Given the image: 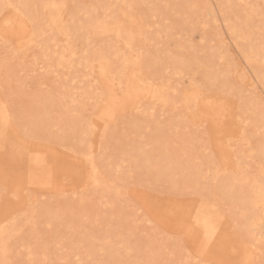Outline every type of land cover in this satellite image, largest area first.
Returning a JSON list of instances; mask_svg holds the SVG:
<instances>
[{
	"label": "rangeland",
	"instance_id": "1",
	"mask_svg": "<svg viewBox=\"0 0 264 264\" xmlns=\"http://www.w3.org/2000/svg\"><path fill=\"white\" fill-rule=\"evenodd\" d=\"M3 1L0 5L23 6L44 0ZM55 2L136 5L133 11L143 28L131 52L115 37L94 42L111 61L106 76L99 63L80 67L88 47L83 36L74 45V68L44 73L40 67L47 69L48 63L42 57L40 64L32 60L39 51L35 46L20 51L28 48L31 28L11 35L15 28L9 25L11 44L0 38V102L8 99L7 109H0V227L5 228L2 238L12 241L7 257L0 259L29 258L21 249L34 222L43 238L30 242L36 261H75L76 254L85 258L74 245H90L94 236L102 242L93 251L96 259L180 264L190 257L177 238L185 236L195 259L207 230L211 243L202 259L264 264L260 198L256 206L247 204L259 193V158L244 162L250 163V172L244 165L237 168L227 135L219 138L214 132L225 123L219 101L227 100L226 127L238 135L240 117L252 121L249 135H259L264 100L261 0ZM18 11L31 13L21 7L5 15L0 7V37L5 20H15ZM106 11L120 15L124 9L102 7L101 21ZM245 14L253 17L251 27L241 23ZM71 27L75 34L76 25ZM54 38L63 53L64 37ZM45 44L56 52L51 39ZM88 59H96L94 51ZM193 84L202 98L189 110L181 102ZM85 134L94 145L95 173L82 156ZM18 186L19 199H14ZM197 216L201 223L195 234L182 232L180 220L191 224Z\"/></svg>",
	"mask_w": 264,
	"mask_h": 264
},
{
	"label": "snow or ice",
	"instance_id": "2",
	"mask_svg": "<svg viewBox=\"0 0 264 264\" xmlns=\"http://www.w3.org/2000/svg\"><path fill=\"white\" fill-rule=\"evenodd\" d=\"M0 7L3 8L5 15L7 14L8 9H17L25 7L31 9V13L28 15L20 14L18 11L17 18L15 20L6 19L5 20V32L3 37H0L4 40L5 44H11L9 39L10 33L7 31L9 25H14V32L11 35L19 33H27L29 28H31L32 35L30 37L28 48L20 49V51L27 52L30 48L35 46L39 51L37 54L32 56V60L35 64H40L41 57L44 61L48 63V68L45 69L43 66L40 67V73L54 72L56 68H64L66 65L68 69L75 67V60L77 59V49L74 45L79 43V38L83 36L85 38V43L88 45L83 52V58L81 59L80 67H83L85 64H91L93 67L96 63H99L100 74L101 76H106L111 70V61L104 55L102 47H97L94 43L97 40L107 39L115 37L116 41L122 42L123 47L128 51H132L135 48V42L137 35L142 31L143 25L142 20L135 14L133 11L136 8V5H123V6H101V5H82L77 3H36L30 5H15V4H2ZM110 9L115 7H122L124 11L120 15L108 14L106 11L104 20L99 19V11L101 8ZM245 7L255 9L256 5H247ZM259 7V19H260V44L262 50H264V0H261ZM91 9V11H87ZM65 17H68L66 22ZM253 17L251 15L245 14L241 18V23L243 25H248L251 27ZM38 22L43 25L38 29ZM71 25H76L75 34ZM39 33V36H38ZM63 36L64 44L63 53L60 52L61 45L57 42L54 37ZM51 39L52 43L56 44V52H53L50 47L45 44L46 40ZM90 51H94L96 59L89 60ZM70 53V55H69ZM136 57L135 63L137 65L141 62V57ZM23 63V62H22ZM180 64H183V61H179ZM55 64V68L53 65ZM127 63L124 65L127 68ZM171 69H169L170 71ZM9 78L11 73L9 72ZM33 75H37L33 73ZM88 77H85L87 79ZM67 79V77H65ZM73 84L76 83V80L73 79ZM201 92L199 86L193 84V89L187 91L184 94L182 104L187 106L189 110L192 109V105L199 104L201 100ZM8 106V99L5 98L4 101L0 102V109L6 110ZM180 105H177L179 107ZM219 108L221 109L223 116L225 118V123L222 124L218 129L214 130L217 137L222 138L227 135V145L231 152L235 153V161L237 168L244 165L251 171L250 163L245 164V161L254 162L255 159L259 158V198H260V208L262 212L261 223L264 225V100L260 104V132L258 137L249 135L248 129L252 124L251 120H244L243 118L238 117L241 120L243 127L238 130V135L235 130L228 129L226 127V120L228 115V102L227 100L219 101ZM114 118V115L112 116ZM5 135L7 129V122L5 121ZM107 131V126L105 128ZM104 135L101 134V149L103 150L104 146ZM82 145L84 152L82 153L84 161L90 165L93 169V172L96 170L95 162V151L94 145L88 139L87 134H85ZM224 163L227 165L229 163V157L224 158ZM254 178L249 177V180L252 181ZM21 189L18 186L16 190L12 193L14 199H19V193ZM7 193V189H5ZM28 193L25 192V195ZM200 218L197 216L191 224L185 223L183 220H180V228L182 232L187 233L189 236L195 234L197 227L200 225ZM31 232L29 233V242L25 244V247L21 251H27L29 253V258L27 260H0V264H169L167 261H144V260H126V259H96L93 256V251L97 244L102 243L96 237H91V244H85L83 242L74 247H78L82 250L83 257L80 254H76L75 261L70 259H52L49 260L45 258L43 261H36L32 259L33 248L31 246V241L41 242L42 236L38 231V225L34 222L30 223ZM51 227V224L48 225ZM25 232L24 228L20 229V234L22 235ZM213 236L215 235V230L213 231ZM107 243V241H103ZM211 243V237L209 236L207 230H205V238L199 243V246L196 251V258L191 259L193 252L189 250L186 242L185 236L181 235L177 238V244L180 246L182 251H186L190 259L186 261H181L180 264H229L227 261H211L204 260L201 257L208 252L209 244ZM12 241L7 236L3 239H0V250L4 252L5 257L9 254ZM61 247V245H57ZM122 247V246H121ZM68 251L67 248L64 249ZM101 252L104 251L103 248L100 249Z\"/></svg>",
	"mask_w": 264,
	"mask_h": 264
},
{
	"label": "bare ground",
	"instance_id": "3",
	"mask_svg": "<svg viewBox=\"0 0 264 264\" xmlns=\"http://www.w3.org/2000/svg\"><path fill=\"white\" fill-rule=\"evenodd\" d=\"M0 2H4L3 0H1ZM8 3H10V2H8ZM43 3H56L55 2V0H44L43 1ZM42 3V4H43ZM254 12V11H253ZM255 13H256V11H255ZM252 16H253V13H252ZM236 29V28H235ZM252 59H254V58H252ZM255 73V72H254ZM256 85V84H255ZM95 173V172H94ZM94 176V175H93ZM95 183V182H94ZM99 183H100V181H99ZM255 187V186H254ZM96 188V187H95ZM239 188V187H238ZM257 189H259V188H257ZM256 191V190H255ZM248 192H250V191H248ZM241 194H243V193H241ZM257 198H259V193H256V192H254L253 193V196H252V198L250 199V201H248L247 202V204H249V205H251V206H256V203H255V200L257 199ZM237 200V199H236ZM241 200V199H240ZM246 201L247 200H244V202H245V204H246ZM258 201V200H257ZM244 202H242V203H244ZM241 203V202H240ZM244 204V206H246ZM243 205V204H242ZM248 205V206H249ZM241 209V208H240ZM246 212V211H245ZM252 212V211H251ZM241 218V217H240ZM5 224V223H4ZM261 225V224H260ZM5 231V228L4 227H0V239H3L2 238V236H3V233H5L4 232ZM6 232H8V231H6ZM7 234V233H6ZM5 235V234H4ZM7 236V235H6ZM251 247H254V244H251ZM254 251L255 250H252L251 251V253L253 254L254 253ZM0 258H3L4 257V252L1 250V254H0ZM6 259V258H5ZM0 260H2V259H0Z\"/></svg>",
	"mask_w": 264,
	"mask_h": 264
}]
</instances>
